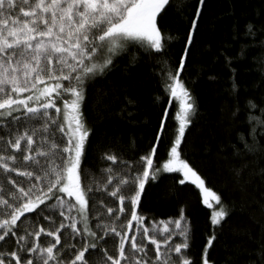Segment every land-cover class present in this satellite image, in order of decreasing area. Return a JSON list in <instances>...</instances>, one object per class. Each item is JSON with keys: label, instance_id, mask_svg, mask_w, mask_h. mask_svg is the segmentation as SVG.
<instances>
[{"label": "snow or ice", "instance_id": "6c2138e0", "mask_svg": "<svg viewBox=\"0 0 264 264\" xmlns=\"http://www.w3.org/2000/svg\"><path fill=\"white\" fill-rule=\"evenodd\" d=\"M205 7L206 0H192L184 47L172 70L165 71L164 56L173 39L166 34V21L171 14L182 22L188 0H0V264H196L186 255L192 226L183 206L177 216L149 223L147 213L137 209L146 184L158 183L161 173L173 169L183 175L177 184L187 180L198 185L203 204L209 205L210 196L221 199L180 151L195 112L180 74ZM244 29L242 35L253 39L242 44L240 55L252 45L264 49V37L255 40L264 23L250 20ZM132 48L140 51L134 54ZM122 51L131 55V63L138 57L161 58L158 83L165 96L179 100V124L169 136L168 108L156 97L161 111L147 150L132 160L104 152L103 160L111 163L100 185L86 152L92 129L82 107L85 83H95V77L114 67V56ZM253 59L264 73V52ZM237 87L233 79V92ZM247 107L255 134H238L243 147L233 145L234 155L264 158V106L249 99ZM256 109L259 117L253 114ZM158 147L168 157L159 167L154 163ZM245 166L234 168L238 177ZM260 173L264 176V168ZM226 216L223 206L212 211L213 234L206 238L202 264H213L208 248ZM42 234L48 243L40 242ZM108 242L115 254H109ZM257 244L242 264H264V235Z\"/></svg>", "mask_w": 264, "mask_h": 264}, {"label": "trees", "instance_id": "16d2710c", "mask_svg": "<svg viewBox=\"0 0 264 264\" xmlns=\"http://www.w3.org/2000/svg\"><path fill=\"white\" fill-rule=\"evenodd\" d=\"M191 2L188 0V12L184 13L182 22L171 14L166 21V34L173 39L168 42L164 56L168 61L165 71L172 70L184 47L182 37L187 31ZM250 20L257 25L264 23V0H206L197 21L198 32L194 43L188 46L190 54L180 74L195 104V112L190 117L192 123L181 145V158L197 171L205 187L220 196V201L210 196L209 205L203 204V191L198 185L187 180L177 184L183 180V175L173 169L161 173L163 179L158 183L146 184L137 209L142 208L147 213L145 223H149L150 219L175 217L183 206L192 226L186 255L196 264H202L206 238L213 234L211 213L221 206L228 216L222 229H217L218 239L208 248V258L213 264H242L248 254L257 249V241L264 235V176L260 173L264 158L253 154L236 156L233 148V145L243 147L238 134L251 133L247 101L253 99L264 106V73L260 61L253 59L264 49L252 45L240 55L242 44H250L253 39L242 35ZM234 25L238 29L235 36ZM262 37L264 32L258 33L255 40L260 41ZM139 51L132 48L134 54ZM160 60V57H138L136 63H131V55L118 52L114 56V67L95 77V83H85L82 107L86 123L92 129L86 152L94 180L100 185L106 179L104 169L111 163L103 160L104 152H115L121 159L132 160L147 150L161 111V101L156 97H162L168 108V135L172 136L178 128L175 113L179 110V100L170 94L165 96L159 86ZM233 79L238 85L235 92ZM129 100L134 103L129 104ZM237 108L239 111L233 115ZM252 111L256 117L260 116L258 109ZM257 139L259 141V137ZM158 157L154 159L157 167L168 158L164 148L158 147ZM240 165L246 166L238 177L234 168ZM112 167L120 170L117 164ZM16 178L19 181L20 178ZM101 198L104 197L97 199ZM105 203L114 206L109 199H105ZM45 227L53 226L45 224ZM49 241L50 238L42 234L40 242ZM105 246L109 254H115L113 242Z\"/></svg>", "mask_w": 264, "mask_h": 264}]
</instances>
